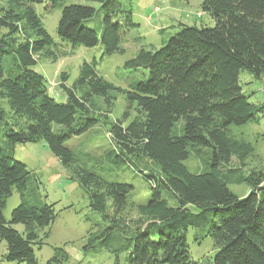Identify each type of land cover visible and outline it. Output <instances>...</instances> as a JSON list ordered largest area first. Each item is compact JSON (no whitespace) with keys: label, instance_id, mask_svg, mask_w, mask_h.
I'll list each match as a JSON object with an SVG mask.
<instances>
[{"label":"trees","instance_id":"trees-1","mask_svg":"<svg viewBox=\"0 0 264 264\" xmlns=\"http://www.w3.org/2000/svg\"><path fill=\"white\" fill-rule=\"evenodd\" d=\"M36 2L41 1L8 0L0 6V28L6 30L0 35L3 260L38 264L34 250L41 248L45 229L56 218L54 205L44 202L31 185L34 174L14 157L16 144L42 141L68 179L83 188L90 209L101 215L103 226L90 234L85 250L96 242L99 250L114 255V264L122 253L125 264H264V165L243 171L254 147L230 128L255 123L264 111V104L250 102L239 84L240 70L264 81V0H200L211 26L179 23L160 47H139L124 62L125 68L145 72L146 77L123 89L97 73L95 60L84 61L70 86L67 75L60 73L64 102L49 96L44 75L34 70L38 55L55 61L59 48ZM44 2L47 11L60 9L56 33L71 52L79 45L101 43L102 56L122 53L123 36L136 25L118 0ZM97 9L103 16L90 27L87 22ZM112 91L124 95L132 118L124 115L108 122L99 115L96 101L110 107ZM102 122L107 123L110 147L100 158L66 146L70 138ZM197 148H205L209 156L203 170L190 172L184 161ZM232 159L237 161L234 167ZM140 162L149 163L150 169ZM120 165L135 167L148 180L145 202L131 207L133 185L108 178L110 167ZM229 184H245L249 190L239 197ZM13 191L20 202L6 219L2 211ZM17 224L22 230L14 227ZM190 227L198 228L193 234L197 242L212 240L211 258H192ZM66 259L56 250L46 264Z\"/></svg>","mask_w":264,"mask_h":264},{"label":"rangeland","instance_id":"rangeland-1","mask_svg":"<svg viewBox=\"0 0 264 264\" xmlns=\"http://www.w3.org/2000/svg\"><path fill=\"white\" fill-rule=\"evenodd\" d=\"M40 1V3H35L36 11L46 31L59 45V48L55 49L57 55L55 61L38 55L39 59L34 70L44 75L48 94L57 102H64L66 99L64 91L59 87L60 73L63 72L67 75L65 83L70 86L77 78L82 62L95 60L96 71L99 75L117 87L128 89L130 83L146 77L145 72L142 74L140 70L124 67V62L132 57L139 47L144 46L151 50L160 47L163 41L177 31L179 23L196 24L197 26L213 24L209 15L202 12L200 0H118L122 9L130 13L132 22L136 24L128 28L123 36L121 41L123 52L102 56L103 46L101 43L93 47L79 45L71 52L70 45L62 42L56 33L60 9L55 8L47 11L45 0ZM7 4L8 0H0V6ZM102 16L103 12L97 9L95 16L87 24L90 27H95L96 22ZM5 31L0 28V35ZM239 84L250 102L264 104V81L262 79L256 78L246 70H240ZM110 96V107H105L102 101H96L102 112L99 115L108 122L120 120L124 115H130L129 119L132 118L133 109L128 106L124 95L112 91ZM3 108L9 110L6 104ZM104 112L107 114H103ZM257 119L255 123L230 127L234 134L241 135L254 147V152L245 161L244 172L264 165V111L257 114ZM106 124V122L98 123L87 132L70 138L66 141V146L72 150L85 151L100 158L102 153L110 147ZM3 129L4 123L0 122V142L3 140ZM208 156V150L197 148L191 151L184 164L190 172H200L204 169V163ZM14 157L26 164L27 169L34 174L31 178V185L35 186L44 202L54 205L56 211L55 220L45 229L47 236L42 237L41 248L34 250L38 264H46L56 250L66 254L67 259L63 264H114V255L99 250L96 242L85 250L90 234L95 233L96 230L100 231L103 226L101 215L90 209L83 188L68 179L66 170L52 155L47 145L42 141L16 144ZM139 164L142 168L147 169H150L149 166H151L146 162ZM230 164L233 167L236 166V159H232ZM110 168L108 178H117L133 185L128 197L131 207L146 201L150 193V184L135 167L120 165L118 168L116 166ZM228 188L239 197L245 195L249 190L245 184H229ZM165 196L168 197L164 194ZM168 201L173 203L172 199H168ZM19 202V193L13 191L6 199L2 211L6 219L10 218L12 210ZM190 209L195 211L194 207H190ZM14 227L22 230L21 224L14 225ZM197 230L198 228L193 227L188 229V249L193 259L203 262V259L211 258L215 249L209 237L200 242L194 240L193 234ZM5 251V242L0 240V264H16L3 260L2 255ZM119 264H125L123 253L119 255Z\"/></svg>","mask_w":264,"mask_h":264},{"label":"built area","instance_id":"built-area-1","mask_svg":"<svg viewBox=\"0 0 264 264\" xmlns=\"http://www.w3.org/2000/svg\"><path fill=\"white\" fill-rule=\"evenodd\" d=\"M157 9V8H156Z\"/></svg>","mask_w":264,"mask_h":264}]
</instances>
